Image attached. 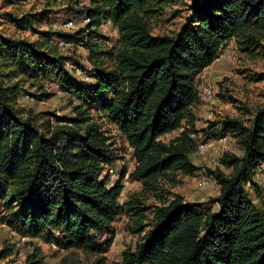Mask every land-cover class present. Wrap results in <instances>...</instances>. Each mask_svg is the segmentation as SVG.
Returning a JSON list of instances; mask_svg holds the SVG:
<instances>
[{"label": "trees", "instance_id": "16d2710c", "mask_svg": "<svg viewBox=\"0 0 264 264\" xmlns=\"http://www.w3.org/2000/svg\"><path fill=\"white\" fill-rule=\"evenodd\" d=\"M179 1L88 0L70 7L82 17L72 32L39 26L50 8L11 16L36 38L0 30V222L65 251L100 254L99 236L112 234L113 221L124 214L140 239L120 262L99 256L92 264H264V104L245 109L247 118L225 115L201 130L194 113L195 78L227 41L241 53L262 47L264 0H189L175 33L153 34L151 20ZM107 24L115 38L102 32ZM60 39L84 47L90 67L61 53ZM67 63L88 80L78 81ZM47 78L76 100L73 116L54 123L51 114L17 105L25 86L42 89ZM92 112L130 149L133 166H124L121 177L128 173L141 187L122 203V180L107 186L100 178L118 156ZM199 133L206 141L231 137L240 154L223 152L225 169L209 171L216 195L188 202L173 187L199 171L190 158ZM35 249L25 264L42 263Z\"/></svg>", "mask_w": 264, "mask_h": 264}, {"label": "rangeland", "instance_id": "374dc122", "mask_svg": "<svg viewBox=\"0 0 264 264\" xmlns=\"http://www.w3.org/2000/svg\"><path fill=\"white\" fill-rule=\"evenodd\" d=\"M11 0H0V30L15 38H26L33 40L35 35L28 31L17 29L11 16L19 17L26 12H35L43 8H50L52 11L47 19L39 23L41 28H48L52 31L72 32L82 24V17L78 12L70 11V7L78 10L88 2V0H19L13 3ZM189 0H181L171 6L163 8L162 13L151 20V30L153 34H172L177 31L179 26L185 20L189 12ZM68 20H73L74 27H68ZM102 32L110 37H116V31L109 24L102 27ZM56 38L53 39L54 42ZM58 42V41H57ZM59 44V43H58ZM109 45L108 41L104 43ZM262 47H258L253 53H241L237 50L234 41L223 46L222 56L216 58L212 64L201 72L195 78L200 103L194 108L196 116L195 127L198 130L205 129L211 121L221 119L223 116H240L247 118L249 114L245 109L251 111L257 106L264 104V41ZM60 46V44H59ZM60 52L71 56L75 61L90 67L86 61L87 50L82 46H60ZM67 69L75 74V78L87 79L86 74L76 72L67 64ZM70 72V71H69ZM42 89L25 86L20 91L17 105L29 108L33 112H46L51 114L52 121L57 122V118L62 116H73V105L76 100L70 99V96L63 92L58 83L53 79H43ZM210 86L213 98L204 97L206 88ZM47 96H39L41 92ZM94 118H98L109 136L110 142L116 150L117 158L114 163L107 165L102 170L100 178L104 179L107 186H113L116 182L123 180L127 173L121 177L123 167L131 169L133 166L130 149L119 136L115 127L108 124L104 118L96 112H92ZM178 131L162 136L163 140L174 137ZM199 144L206 141L199 133ZM203 138V140H202ZM212 140V138H211ZM204 147L201 152L194 153L190 158L198 166V173L194 176H182L180 181L173 187L175 192L182 194L188 202L189 200L203 201L213 197L217 192V185L212 180L206 187L200 189L197 180L201 175H209V171L217 167L211 157L221 156L223 152H232L240 154V151L234 140L226 136L224 141H214ZM202 150V149H201ZM260 181H264V166L260 172ZM140 183L128 181L123 186V201L130 195L140 190ZM152 199H149L150 203ZM121 202V203H122ZM130 220L124 214H120L112 223L113 233L99 236L98 246L101 248L100 254H84L81 251H71L59 249L55 244H49L38 238H28L19 235L6 223L0 222V253L11 250L10 254L0 257V264H25L27 257L39 248V256L43 257L41 264H92L99 256H104L107 263H118L121 259V253L127 248H133L140 235L132 234L127 226Z\"/></svg>", "mask_w": 264, "mask_h": 264}, {"label": "built area", "instance_id": "2783aa9c", "mask_svg": "<svg viewBox=\"0 0 264 264\" xmlns=\"http://www.w3.org/2000/svg\"><path fill=\"white\" fill-rule=\"evenodd\" d=\"M85 21H87V20H85ZM67 25H68V27H74V24H73V21L72 20H68V22L66 23ZM59 44L60 45H65V46H67V45H70L69 43H67L66 41H63L62 39H60L59 40ZM222 53H223V48H221V51L219 52V55H218V57H220V56H222ZM217 57V58H218ZM68 64V63H67ZM76 72H81L82 74H83V71L80 69V68H76ZM204 97L205 98H207V99H211V98H213V95H212V89H211V87L210 86H208L207 88H206V90H205V95H204ZM224 139H226V137L225 136H222V137H217V138H212V140H216V141H219V142H222V141H224ZM212 140L211 139H209V140H207V141H205V142H203V143H201V144H199L198 145V148H197V150H198V152H201L202 154H203V149H204V147H207L208 145H210L211 143L210 142H212ZM202 149V150H201ZM211 161H213V163L217 166V167H220V168H222V169H225V167L221 164V162H220V158H219V156H213V157H211ZM213 179H212V177L211 176H208V175H201L199 178H198V180H197V185L199 186V188L200 189H202V188H204V187H206L209 183H211V181H212ZM128 181H129V178H128V173H127V175L125 176V178H124V180H123V183H122V190H123V186H125V185H127L128 184ZM264 185V184H263ZM122 190H121V194H120V202H122L123 201V198H124V196H123V193H122Z\"/></svg>", "mask_w": 264, "mask_h": 264}, {"label": "crops", "instance_id": "0c3cea01", "mask_svg": "<svg viewBox=\"0 0 264 264\" xmlns=\"http://www.w3.org/2000/svg\"><path fill=\"white\" fill-rule=\"evenodd\" d=\"M232 41H233V40H229V41H227V42L225 43V45H227L229 42H232ZM205 69H206V68H205ZM205 69H204V70H205ZM204 70H203V71H204ZM203 71H201V72H203ZM260 175H263V174L261 173ZM217 190H218V189H217ZM216 194H217V192H216L215 194H210V195H213V196H214V195H216ZM189 201H190V202H194V200H189ZM195 202H198V200H195Z\"/></svg>", "mask_w": 264, "mask_h": 264}]
</instances>
